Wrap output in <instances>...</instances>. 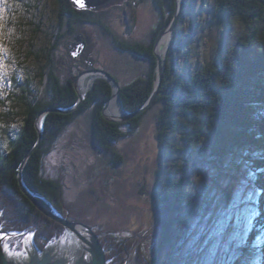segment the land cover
Segmentation results:
<instances>
[{"label":"rangeland","instance_id":"obj_1","mask_svg":"<svg viewBox=\"0 0 264 264\" xmlns=\"http://www.w3.org/2000/svg\"><path fill=\"white\" fill-rule=\"evenodd\" d=\"M185 1L188 13L183 31L190 32L197 12L195 22L199 29L193 38L203 40L200 39L198 48L189 49L190 56L181 54L179 63L188 64L194 71L210 62L216 41L223 32L217 29V23L213 24L217 0H194L192 8L190 0ZM123 4L125 6L120 8L112 6L100 11L101 19L115 37H103L97 31L100 38H96V51L91 49L89 56L97 55L96 64L105 72L115 73L121 85H126L140 77L146 79L150 64L130 51H121L117 43L129 45L150 41L153 28L160 24L162 15L157 11L155 0H144L141 8L134 6L133 0ZM240 31V24L233 23L227 36L230 38L233 33L231 38L236 37ZM62 32L65 30L60 26L56 0H0V150L4 153L24 124L23 97H28L23 89L30 88L38 99L45 96L48 73L52 69L50 59L55 58V63L56 59H63V65L55 64L54 67L63 78L68 77L69 69L83 64L69 60L66 44L73 36L59 38ZM165 39L170 38L161 41ZM172 42L169 40L168 44ZM167 64L166 60L165 69ZM97 80L105 79L98 78L97 74L90 75L85 87H81L80 80V90H88L85 99ZM117 108L119 114L122 107ZM159 109L157 106L151 110L132 134L127 125L122 126L127 135L115 146L122 160L119 165L113 164L115 161L110 154L102 156L93 148L82 118L67 127L44 160L45 177L61 185L64 214L60 213L72 222L93 229L105 250L108 264H152V253L159 237L152 199L161 160L156 135ZM235 164L239 169L235 171L231 165L220 178L219 171L210 170L209 166L203 175L192 174V201L178 227L176 246L167 249L164 264H264V227L258 229L251 241L259 215L261 194L254 187L258 175L252 173L242 156ZM231 185L234 186L228 201L227 191ZM0 202V238L11 259L27 264L35 247L43 253L49 243H53V248L81 251L78 240L66 229L57 232L56 227H52L51 241L40 231L3 232V226L11 224L15 217L8 201L1 198ZM7 232L13 234L6 235ZM38 243H45L43 249Z\"/></svg>","mask_w":264,"mask_h":264},{"label":"trees","instance_id":"obj_2","mask_svg":"<svg viewBox=\"0 0 264 264\" xmlns=\"http://www.w3.org/2000/svg\"><path fill=\"white\" fill-rule=\"evenodd\" d=\"M56 1L59 4L60 26L65 30L59 38L71 37L88 23H98L95 21L97 17L101 18L88 10L75 9L71 0ZM186 2L169 48L162 86L153 106L131 121L111 123L104 118L103 108L112 96V86L107 80L95 81L78 109L69 114L49 113L42 119L44 140L33 152L23 172L27 187L41 203L64 214L61 185L45 177L44 160L67 127L82 118L88 127L93 148L102 156L110 154L115 161L113 164L119 165L122 160L115 146L127 135L122 126L127 125L131 134L134 133L145 116L159 106L156 135L161 160L152 196L159 237L152 253V264H164L167 249L176 246L178 227L192 201L191 176L203 175L207 172L206 166L210 170H218L220 178L231 165L235 171L239 169L235 163L238 157H243L252 173L258 175L254 187L261 194L251 241L258 229L264 227V0H217L213 24L219 25L216 24L217 29L223 35L216 41L210 62L194 71L188 64L179 63L181 54L190 56L189 49L198 48L200 39L203 40L193 38L199 29V24L195 22L197 12L190 32L183 31L188 13ZM155 3L162 22L152 39L144 41L145 47L137 43H117L121 51H130L150 64L146 79L140 77L121 85L119 77L107 71L121 87L120 106L127 112L140 109L153 92L157 77L154 44L166 31L175 13V0H155ZM189 5L192 8L194 0H190ZM233 23L240 24L241 31L233 38V33L230 34L229 38L227 34L231 32ZM74 40L70 38L67 50ZM54 59H50L52 69L48 73V90L43 98L38 99L28 87L23 89L28 98L23 97L22 130L10 140L7 152L0 150V201L1 198L8 201L15 217L11 224L3 226V232L40 231L50 241L54 233L52 227H56L57 232H62L64 228L43 215L22 193L18 181L19 168L38 142L36 124L39 115L47 109L75 106L79 98L74 82L80 73L89 69L75 66L69 69L68 77L63 78L54 68L55 64L63 65V59H56V63ZM233 186L227 191L228 201ZM43 244L38 243V246L43 249Z\"/></svg>","mask_w":264,"mask_h":264},{"label":"water","instance_id":"obj_3","mask_svg":"<svg viewBox=\"0 0 264 264\" xmlns=\"http://www.w3.org/2000/svg\"><path fill=\"white\" fill-rule=\"evenodd\" d=\"M126 0H84V6L81 7L76 0H71L73 7L77 10H88L92 12H100L105 9H109L112 6L115 5H121ZM184 1L185 0H175V14L173 16V19L166 29L165 32L161 34V36L157 39L156 43L154 44L153 48V54L156 57L157 62V74H156V81L154 84L153 92L150 96V98L147 100V102L137 111L135 112H127L125 110L121 109V112L119 114H113L109 112V108L113 102L116 103V106L119 107L121 99H120V91L121 87L119 83L116 81V79L109 74L108 72L101 71V70H95V71H86L85 73H81L74 82L75 90L78 94V102L75 106L69 108V109H47L43 111L38 119L36 128L39 134V139L35 147L28 153L24 161L22 162L20 168H19V174H18V181L20 185V189L22 193L29 199V201L47 218L51 219L52 221L58 223L61 225L64 229L71 232L75 238L78 240V242L81 245V251L78 253L74 250H71L69 248H66L64 250L60 249L58 246L52 247L53 244H48L51 246V248H48L47 245L43 253L35 247L33 251V256L30 259V262L27 264H34V260L39 261L38 264H108V260L106 258L105 250L99 240V237L96 235V233L93 231L92 228L77 222L70 221L67 217H64L60 212L48 208L45 205L41 203V201L29 190L27 187L24 179H23V172L24 169L32 156L33 152L37 150L40 145L42 144L44 140L43 135V124L42 119L48 115L49 113H60V114H69L78 109L81 104L85 100V95L87 89L80 90L79 82L83 78H87L90 75L97 74L98 78H102L107 80L110 85L112 86V96L111 98L106 102L104 108H103V116L104 118L111 122V123H124L133 120L134 118H137L147 110H149L153 104L155 103L157 96L160 92L162 82L164 79V72H165V64L167 60V54L168 50L170 48V45L165 49L163 54L159 52V46L160 42L163 38H170V42L174 38V33L176 26L178 24V21L181 17L182 10L184 8ZM91 43L90 38H86V41L83 43L82 38H75V40L70 45V54L72 57L77 58L85 51L86 44ZM88 52V50L86 51ZM164 56V58L162 57ZM2 233L0 232V235ZM6 235H12L13 233H5ZM84 244L87 245L92 253V259L91 260H82L83 254L85 253ZM48 248V249H47ZM16 260L11 259L10 256L6 253L4 247L2 246V240L0 238V264H20Z\"/></svg>","mask_w":264,"mask_h":264},{"label":"flooded vegetation","instance_id":"obj_4","mask_svg":"<svg viewBox=\"0 0 264 264\" xmlns=\"http://www.w3.org/2000/svg\"><path fill=\"white\" fill-rule=\"evenodd\" d=\"M142 3H144V0H133V4H134V6H137L138 8H141L140 7V4H142ZM123 6H125L124 4L123 5H121V6H117V5H115V6H113L112 8H120V7H123ZM137 10V9H136ZM90 12H92V11H90ZM93 13H96V14H98L97 16H101V12H93ZM163 15H164V12H163ZM164 17V16H163ZM97 20H95V21H97L98 23H93L92 25L90 24V23H88L87 25H85L84 27H82V28H80L77 32H76V34H73V37H71V38H82V42L84 43L85 41H86V38H90V40H91V43H89V44H86V46H85V51H84V53L83 54H81L79 57H77V58H74V57H72L71 55H70V49L68 48V52H69V55H68V57H69V60H73V61H76V62H79L80 64H82L83 63V66L82 65H80V67H89V69L87 70V71H89V70H91V69H93V70H103V69H101L100 67H99V65L100 64H96V60H98L97 59V55L95 56V55H93V56H89V54L91 53V49H93V51L95 50L96 51V38H100V35L101 36H103V37H105V36H109V37H112V38H114L115 37V34H114V32H112L111 31V29H109V27L108 26H106V24L103 22V19H101V18H96ZM142 23H143V21H141ZM161 22L162 21H160V24H158L157 25V27L155 26L154 28H153V30H154V34L159 30V28H160V26H161ZM97 26L96 28H94V26ZM135 28V27H134ZM158 29V30H157ZM97 31H99V33H100V35L99 34H97ZM153 34V35H154ZM149 41V40H148ZM72 42V41H71ZM121 44H123V43H121ZM138 45L140 44V45H145V43H137ZM145 47V46H144ZM88 50V52H86ZM95 54V53H94ZM85 64V65H84ZM95 68H97V69H95ZM104 71V70H103ZM54 210H56V209H54ZM56 211H58V210H56ZM59 212V211H58ZM64 217H67V216H64ZM68 218V217H67Z\"/></svg>","mask_w":264,"mask_h":264},{"label":"bare ground","instance_id":"obj_5","mask_svg":"<svg viewBox=\"0 0 264 264\" xmlns=\"http://www.w3.org/2000/svg\"><path fill=\"white\" fill-rule=\"evenodd\" d=\"M168 38V37H167ZM162 42V41H161ZM169 40H163V42L160 44V46H159V50H160V52H161V54H163V52H164V50L165 49H163V46H168L169 44ZM82 81L80 82V84H81V87H85V83H86V80H87V78H83V79H81ZM80 87V88H81ZM118 111H119V109L116 107V105L115 104H111V107H110V109H109V112H113V113H117L118 114ZM46 151V150H45ZM84 249H85V253L83 254V256L82 257H79V258H82V260H91L92 259V253H91V251H90V249H89V247L87 246V245H85L84 244ZM38 262L39 261H36V260H34V264H38Z\"/></svg>","mask_w":264,"mask_h":264},{"label":"snow or ice","instance_id":"obj_6","mask_svg":"<svg viewBox=\"0 0 264 264\" xmlns=\"http://www.w3.org/2000/svg\"><path fill=\"white\" fill-rule=\"evenodd\" d=\"M76 2L83 7L84 6V0H76Z\"/></svg>","mask_w":264,"mask_h":264}]
</instances>
